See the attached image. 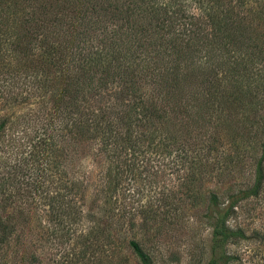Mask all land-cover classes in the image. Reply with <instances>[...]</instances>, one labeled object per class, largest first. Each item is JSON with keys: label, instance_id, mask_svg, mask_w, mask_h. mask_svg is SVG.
Listing matches in <instances>:
<instances>
[{"label": "rangeland", "instance_id": "1", "mask_svg": "<svg viewBox=\"0 0 264 264\" xmlns=\"http://www.w3.org/2000/svg\"><path fill=\"white\" fill-rule=\"evenodd\" d=\"M29 1L0 0V264H264V183L240 198L264 144V61L227 83L241 92L229 91L222 139H140L114 158L93 140L77 153L64 81L16 42ZM253 122L259 136L241 128ZM233 201L226 224L244 238L214 247L216 211Z\"/></svg>", "mask_w": 264, "mask_h": 264}, {"label": "trees", "instance_id": "2", "mask_svg": "<svg viewBox=\"0 0 264 264\" xmlns=\"http://www.w3.org/2000/svg\"><path fill=\"white\" fill-rule=\"evenodd\" d=\"M237 1L30 0L16 42L29 57L39 52L44 78L64 81L58 101L74 114L77 153L93 140L96 156L114 158L140 139H222L236 105L229 91L241 92L227 83L252 79L264 61V4ZM250 126L241 128L259 136L258 122ZM263 183L264 144L240 198ZM234 204L216 211L214 247L244 238L226 224ZM128 244L146 263L138 242Z\"/></svg>", "mask_w": 264, "mask_h": 264}]
</instances>
